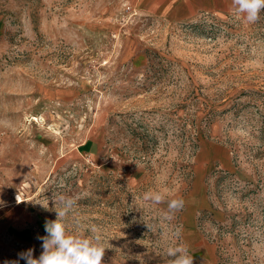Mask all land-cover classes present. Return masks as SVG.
<instances>
[{
	"label": "rangeland",
	"instance_id": "rangeland-1",
	"mask_svg": "<svg viewBox=\"0 0 264 264\" xmlns=\"http://www.w3.org/2000/svg\"><path fill=\"white\" fill-rule=\"evenodd\" d=\"M158 189L184 202L171 220L142 199ZM58 194L102 264H170L180 243L193 264H264V13L0 0V264L41 254Z\"/></svg>",
	"mask_w": 264,
	"mask_h": 264
},
{
	"label": "clouds",
	"instance_id": "clouds-1",
	"mask_svg": "<svg viewBox=\"0 0 264 264\" xmlns=\"http://www.w3.org/2000/svg\"><path fill=\"white\" fill-rule=\"evenodd\" d=\"M231 11L237 16H242L250 24L256 23L264 13V0H231ZM170 196L171 193L167 189L148 190L143 193L142 199L156 205L166 202L168 211L165 218L171 220L175 212L183 208L184 202L182 199L169 198ZM52 201L57 218L46 220V235L37 237L42 241L41 254L35 257L34 248H29L18 253L17 259L6 260L4 264H20L21 260L25 261V264H102L106 248L98 230L91 229L93 235L73 233L65 223L76 206V199L58 194ZM176 236L179 237V232ZM166 255L172 258L170 264H193V256L183 243L167 248Z\"/></svg>",
	"mask_w": 264,
	"mask_h": 264
},
{
	"label": "crops",
	"instance_id": "crops-1",
	"mask_svg": "<svg viewBox=\"0 0 264 264\" xmlns=\"http://www.w3.org/2000/svg\"><path fill=\"white\" fill-rule=\"evenodd\" d=\"M230 11L231 0H165V18L170 21L189 20L202 14L224 16ZM20 225L24 229V221L16 224L18 237Z\"/></svg>",
	"mask_w": 264,
	"mask_h": 264
}]
</instances>
